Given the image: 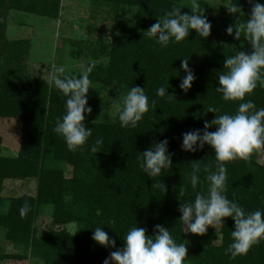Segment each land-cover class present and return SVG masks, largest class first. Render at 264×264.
<instances>
[{
    "label": "trees",
    "instance_id": "1",
    "mask_svg": "<svg viewBox=\"0 0 264 264\" xmlns=\"http://www.w3.org/2000/svg\"><path fill=\"white\" fill-rule=\"evenodd\" d=\"M87 1L95 11L108 7L113 12L115 29L108 39L99 36L88 43L72 41L75 47L71 55L78 58L83 51L88 52V66L94 62V67L89 75L92 88L88 93L92 112L85 114L92 136L83 151H70L64 139L53 132L57 117L65 112L66 97L53 86L52 79L30 73V38L8 35L11 11L57 19L62 0H0V118H16L22 123L17 155L2 154L0 135V227L4 229L6 243L12 246L9 251L7 244L0 242V261L103 264L116 248L93 241L95 227H103L119 248L133 225L153 235L154 226L160 224L168 227L177 243H186L188 256L184 264H264V240L254 244L247 254L235 258L226 254L225 249L232 242L231 217L224 218L216 229L209 226L205 234L199 235L183 232L178 211V197L191 200L196 191H207L208 173L203 170L197 189L190 185L188 175L194 160L210 165V171L216 170L214 151L209 145L196 152L181 150L182 133L203 129L204 121L215 116L207 112L209 106L216 107L218 115L235 113L238 104L249 99L257 108H264V88L259 86L244 101H224L216 91L220 86L218 75L226 71V56L252 51L250 41L243 35L234 39L226 28L245 21L253 3L264 4V0H229L228 6L239 4L244 13L241 16L228 11L215 14L201 3L212 25L210 35L203 38L192 30L188 38L170 42L167 47L143 36V32L174 4L185 6L182 13L190 12L189 0ZM125 9L133 12V18L122 21L120 14ZM95 28L89 25L88 33L92 34ZM183 59L189 60V68L196 77L187 92L178 87L186 75L180 68ZM81 71L65 73L78 76ZM136 85L145 88L149 111L135 128H122L118 112L113 116L106 109L116 101H107L103 91H112L118 98ZM162 85L169 87L168 92L174 96H157L156 89ZM208 131H215V126ZM98 137L103 139V145L93 153L90 146ZM164 139L169 141L173 163L155 180L165 184L166 192L152 188L153 178L143 173L137 161L139 152ZM225 166L227 197L235 199L246 211L264 210V150L254 152L247 160L227 161ZM9 180H35V191L7 196L4 191ZM25 201L30 204V211L21 217L19 209ZM47 214L51 220L41 228L38 222ZM70 224L76 225L75 232L69 229ZM189 234L209 236L210 240L196 243Z\"/></svg>",
    "mask_w": 264,
    "mask_h": 264
},
{
    "label": "clouds",
    "instance_id": "2",
    "mask_svg": "<svg viewBox=\"0 0 264 264\" xmlns=\"http://www.w3.org/2000/svg\"><path fill=\"white\" fill-rule=\"evenodd\" d=\"M182 7L185 6L174 4L162 17H157L156 23L144 31L143 36L153 39L162 47H167L170 42L183 41L192 30L200 37L207 38L212 25L204 15L201 0H191L190 6H187L190 12L182 13ZM226 7L231 14H244L238 3ZM226 32L234 35L236 40L243 35L250 41L252 51H239L235 55L226 56L223 61L226 71L218 75L220 86L216 87V91L224 101H244L245 96L258 86L264 88V4L253 3L247 19L239 24L229 25ZM93 67L94 62H90L78 76L66 74L63 67H55L52 75L53 86L66 97L65 112L57 117L53 132L64 139L70 151H83V146L92 136V128L85 123V114L92 112L88 104V93L89 88H92L89 75ZM180 68L186 75L178 87L187 92L196 77L189 68L188 59L181 61ZM168 88L163 85L158 87L156 95L164 97L167 94L170 98L173 97ZM116 104L122 128H135L149 111V97L145 88L139 85L130 87L125 94L120 95ZM207 112L215 113L214 118L211 121L205 120L203 129L182 133L181 150L196 152L205 144L209 145L214 151L216 170L210 171V165L194 160L188 175L192 189H197L202 170L208 173V187L206 192L196 191L191 200L178 197L181 200L178 207L181 213L179 220L183 222V232L203 235L209 226L216 229L218 224L224 222V218L231 217L234 221L232 242L225 252L235 258L237 255L247 254L254 244L264 240V210L246 211L235 199L227 197L225 162L238 158L247 160L254 152L264 150V108H257L254 101L249 99L239 103L233 114L218 115V109L212 106L208 107ZM213 126L215 131H208ZM168 143L167 139L153 142L137 156L143 173L154 180L152 188L163 192L167 191L165 184L155 178L161 177L163 170L172 167V153L168 150ZM102 145L103 139L98 137L90 146L91 152L97 153ZM183 194L184 190L181 189L180 195ZM29 211L30 204L25 201L19 209L21 217ZM92 239L101 246L116 248V251L104 259L103 264H184L188 256L186 243H177L168 227L160 224L154 226L153 235L146 234L145 228L133 225L124 235L123 246L119 248L101 226L94 228Z\"/></svg>",
    "mask_w": 264,
    "mask_h": 264
},
{
    "label": "rangeland",
    "instance_id": "3",
    "mask_svg": "<svg viewBox=\"0 0 264 264\" xmlns=\"http://www.w3.org/2000/svg\"><path fill=\"white\" fill-rule=\"evenodd\" d=\"M191 2V0H189ZM205 6L215 14H227L229 0H201ZM94 5L87 0H62L60 17L57 19L46 18L31 13L11 11L9 15L10 37H28L32 43L31 52L28 57V68L32 75L43 76L47 80L52 79L55 67H63L65 71L83 70L88 67L91 60L88 52L83 51L78 58L71 55L70 51L75 47L72 42L95 41L99 36L110 38L114 31L115 19L113 12L108 7H101L99 11L93 10ZM94 15V16H93ZM121 20L133 18V12L125 9L120 14ZM121 23V22H119ZM96 28L92 34L88 33L89 25ZM104 96L109 102L117 101L112 91L104 90ZM111 94V96H110ZM110 113L115 116L117 104L107 107ZM22 123L16 118H0V135L3 138L2 154L5 156L17 155L21 144ZM36 182L9 180L5 183V194L7 196L17 195L24 192L35 191ZM6 209V207H5ZM51 220L49 214L38 222L42 228ZM69 229L76 231V225L70 224ZM0 242L5 246L6 240L4 229L0 227ZM190 235V234H189ZM194 242L209 241V236L190 235ZM9 251L12 246L6 245ZM29 261H18L14 259L0 261V264H28Z\"/></svg>",
    "mask_w": 264,
    "mask_h": 264
}]
</instances>
